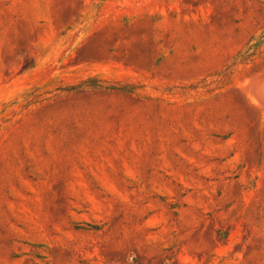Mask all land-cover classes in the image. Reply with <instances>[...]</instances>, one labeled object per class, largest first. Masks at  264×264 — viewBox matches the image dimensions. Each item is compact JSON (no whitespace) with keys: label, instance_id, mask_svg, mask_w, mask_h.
Here are the masks:
<instances>
[{"label":"rangeland","instance_id":"rangeland-1","mask_svg":"<svg viewBox=\"0 0 264 264\" xmlns=\"http://www.w3.org/2000/svg\"><path fill=\"white\" fill-rule=\"evenodd\" d=\"M0 264H264V0H0Z\"/></svg>","mask_w":264,"mask_h":264}]
</instances>
